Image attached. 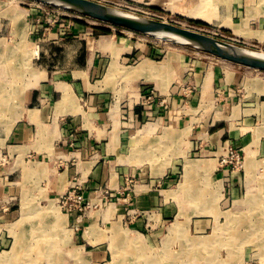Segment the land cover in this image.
<instances>
[{
	"label": "crops",
	"instance_id": "crops-1",
	"mask_svg": "<svg viewBox=\"0 0 264 264\" xmlns=\"http://www.w3.org/2000/svg\"><path fill=\"white\" fill-rule=\"evenodd\" d=\"M12 19L14 27L8 19L0 25V49L19 43L32 55L13 51V57L0 59L1 105L14 121L10 138L21 154L44 160L30 171L46 180L50 194L78 185L94 204L84 217L67 214L72 241L62 247V263L120 264L127 240H99L98 228L117 223L114 212L121 210L123 195L132 209L156 210L152 215L159 225L169 216L192 222V207L208 206L214 194L219 214H226L249 199L250 186H264V78L230 62H207L199 52L153 60L149 48L132 49L127 40L97 34L84 22L46 28L31 19ZM256 39L262 42L264 35ZM145 88L155 92L151 110L141 105ZM229 142L245 157L243 172L218 167L215 151ZM54 159L60 172L47 178ZM131 178L139 182L127 194ZM209 178L218 186L208 187ZM212 220L195 218V229L207 230ZM177 223L171 236L142 237L143 246L134 244L135 256H127L140 261L148 248L163 256L160 262L146 259L149 264H215L209 256L215 248H198L194 235H178ZM82 228L79 238L75 230Z\"/></svg>",
	"mask_w": 264,
	"mask_h": 264
},
{
	"label": "rangeland",
	"instance_id": "rangeland-1",
	"mask_svg": "<svg viewBox=\"0 0 264 264\" xmlns=\"http://www.w3.org/2000/svg\"><path fill=\"white\" fill-rule=\"evenodd\" d=\"M92 1L112 7L115 10L137 13L149 18L175 23L187 29L191 28L204 32L215 37L220 42L232 44L243 50L264 52V41L260 42L256 39L258 33L264 35V0H219L218 3L215 0V2H211V6L201 9L206 17H211L210 19L212 20L210 22L209 18H207L208 20H197L188 17L189 10L193 6L200 4L201 0ZM17 7L27 12L25 17ZM250 14L252 16L249 18L247 25L242 30H239L238 26L242 25L243 20L248 18L247 16ZM18 16L22 20L27 18L37 23L40 21L39 25L46 28L57 24L66 23L68 25L69 22L72 23L73 21L84 22L96 28L97 34H112L120 39L127 40L132 49L136 47L149 48L151 53H153V60L160 61L168 53H174V55L182 53L184 57H191L195 55L194 52H199L205 55L207 62L208 60L225 64L228 62H224L210 54H205L192 47L189 48L173 40L161 39L156 35L134 33L120 27L116 28L47 3L43 4L34 0H0V25L8 19L13 26L12 18L19 19L17 18ZM54 21H57V23L51 25ZM103 30L108 32H103ZM250 35L255 38H248ZM6 42H9L8 39ZM4 47L2 44L0 49V59L2 60L13 57L11 55L13 51L19 56L28 54L31 57L32 55L26 48L20 47L19 43L18 45L10 44L9 47ZM32 60L30 64H32ZM242 68L244 70L248 69L255 75L264 78V71ZM185 87L186 92L190 90L188 86ZM3 93L0 90V264H4L2 262H6V264H63L62 247L65 243L72 241L71 227L69 226L67 214L84 217L94 204L91 203L89 197L85 196L84 191L79 187L85 197L86 209L83 211L70 210L64 205V199L60 194L58 195L56 192L50 194L44 189V182L46 180L41 179L38 181L33 174L29 173L33 163L37 164L39 161L44 162V160L37 159L33 154L25 156L15 149L16 143L10 138L14 121H8L11 112L6 111L4 105H1V95ZM221 149L215 151L219 168H221V158L219 156ZM242 157L244 165L240 170H233L231 167L224 168H228L232 172H243L245 167V157L243 154ZM58 163L56 159L50 161V167L46 170L47 178L58 175L60 172L59 168L61 167L58 166ZM183 179L184 177L181 175L180 182H183ZM137 182L139 181L135 178L127 180L125 186L127 194L133 193ZM194 182L197 181L194 180ZM214 186H218V184L215 181L210 182L209 178L208 187ZM68 190L65 191L68 192ZM103 191L105 192L104 196L110 198V193L107 190ZM214 191L212 190V193ZM247 196L249 199L246 201L243 200L239 204L231 205L228 213L219 214L216 206L218 198L216 199V194H214L213 200L210 199L208 201V206L196 205L192 207L193 215L191 217L193 216V224L192 222H187L188 217L186 221H182L179 217L176 219V216H169L167 218L164 217L159 225H155L156 214L155 216L152 214L153 212H157L156 210L132 209L128 199H124L127 196L123 195L122 197L121 195V202L123 203L120 204L121 210L114 212L119 216L118 221L115 223L113 220V225L106 223L101 228H98V232L101 233L99 240L118 239V237L120 239L125 238L127 240L126 245L129 247L125 248V251L120 252V264H149L151 261L156 262L162 259L163 256H159L158 252L155 253L160 250H154L153 252L151 250L147 251L148 249L144 248L146 257H143L144 260L142 258L139 261L136 258L127 256L136 252L132 249L135 246L133 243L137 244V246H142L143 244L140 243V238L142 237L171 236V233H173L172 228L178 222L177 224L181 228L178 235H194V241L200 244V246L198 244V248L206 250L207 248H215L214 255H209L211 259H215V264H245L244 262L247 259L264 261V186H250ZM195 199L197 200L195 202L198 204L206 203V201L202 202V199ZM196 210L198 213H196ZM230 216L231 218H228ZM198 217L213 219L207 230L197 231L195 229L194 221ZM84 231L83 228L75 230L79 238L82 237ZM53 242L54 246L52 245ZM48 244H51L49 245L50 247H47ZM56 246H59L60 250H56L53 254ZM206 255L204 256L207 257ZM26 257L28 259H25ZM205 257H203L204 260ZM146 259H150L151 261L144 262ZM171 259L174 260L175 257ZM200 259L202 258L200 257Z\"/></svg>",
	"mask_w": 264,
	"mask_h": 264
},
{
	"label": "water",
	"instance_id": "water-1",
	"mask_svg": "<svg viewBox=\"0 0 264 264\" xmlns=\"http://www.w3.org/2000/svg\"><path fill=\"white\" fill-rule=\"evenodd\" d=\"M47 3L60 9L89 17L113 27H120L131 32L157 35L164 34L184 46L192 47L205 54H210L222 61L230 62L242 67H249L264 71V53L242 51L223 43L204 32L187 29L175 23H169L156 18H149L123 10L96 3L92 0H34ZM231 45V44H230ZM236 47V46H235ZM238 48V47H237Z\"/></svg>",
	"mask_w": 264,
	"mask_h": 264
},
{
	"label": "built area",
	"instance_id": "built-area-1",
	"mask_svg": "<svg viewBox=\"0 0 264 264\" xmlns=\"http://www.w3.org/2000/svg\"><path fill=\"white\" fill-rule=\"evenodd\" d=\"M55 23H57V21H54L51 25ZM38 24H40V21H38ZM70 25L71 24H69V26ZM155 102L156 96L154 90L145 88L142 93L141 105L151 110ZM219 152L221 168L231 167L233 170H240L243 167L242 151L234 147L230 142L226 143ZM61 197L64 199V205L70 210L83 211L86 209L85 197L81 193V189L78 185L71 187L68 192L61 194Z\"/></svg>",
	"mask_w": 264,
	"mask_h": 264
},
{
	"label": "bare ground",
	"instance_id": "bare-ground-1",
	"mask_svg": "<svg viewBox=\"0 0 264 264\" xmlns=\"http://www.w3.org/2000/svg\"><path fill=\"white\" fill-rule=\"evenodd\" d=\"M215 2V0H201V3L200 4H198V5H196V6H193L190 10H189V12H188V17L190 18H194V19H197V20H203V19H207V18H209V22H210V20H212V19H210L211 17H206L205 16V14H203V11L201 10V9H204V8H206L207 6H211L212 4H211V2ZM195 2V1H194ZM219 2V0H216V3H218ZM195 5V4H194ZM176 6V5H175ZM111 8V7H110ZM173 8V7H172ZM255 8V7H254ZM114 9V8H113ZM187 11V10H186ZM16 12H17V10H16ZM208 12V11H207ZM19 13V12H18ZM21 14V13H20ZM211 14V13H210ZM215 14V13H214ZM18 15V14H17ZM14 16V15H13ZM15 17V16H14ZM17 18H19V16L17 17ZM208 20V19H207ZM249 21V20H248ZM20 23V22H19ZM16 24H17V22H16ZM21 24V23H20ZM22 25V24H21ZM16 27L18 28V26L16 25ZM19 27H20V25H19ZM20 30V29H19ZM24 30V29H23ZM250 32V31H249ZM245 33V32H244ZM261 34V33H260ZM157 37H159V38H161V39H167V40H171V38L170 37H168V36H166V35H164V34H157L156 35ZM25 40V39H24ZM229 46H231V47H233L234 49H239V50H242V51H245V50H247V49H245V50H243V49H240V48H237V47H235L234 45H230L229 44ZM39 48V47H38ZM247 51H249V50H247ZM262 54L264 53V52H261ZM225 62V61H224ZM12 69H13V67H11ZM10 69V68H9ZM14 70V69H13ZM2 88V87H1ZM3 89V88H2ZM8 93V92H7ZM6 95V94H5ZM7 97V96H6ZM1 98H3L2 96H1ZM8 100V99H7ZM4 105V104H3ZM16 117V116H15ZM5 127V126H4ZM137 144V143H136ZM39 168V167H38ZM42 168H44V167H42ZM44 170H46V169H44ZM43 170V171H44ZM36 171V170H35ZM34 171V172H35ZM37 172V171H36ZM29 173H31V171L29 172ZM46 173V172H45ZM32 174V173H31ZM34 174H36V173H34ZM191 182V181H190ZM192 194V193H191ZM195 196V195H194ZM200 196V195H199ZM199 196H197V197H199ZM256 196V195H255ZM254 197V196H253ZM249 198V197H248ZM253 199V198H252ZM196 200V199H195ZM251 200V199H250ZM249 200V201H250ZM253 200H255V199H253ZM248 201V202H249ZM253 206V205H252ZM255 209V208H254ZM254 209H252V210H254ZM51 214V213H50ZM246 215H248V214H246ZM229 216V215H228ZM242 216H243V213H242ZM234 217V216H233ZM241 217V216H240ZM247 217V216H246ZM228 218H231V216L230 217H228ZM228 220V219H227ZM232 220V219H231ZM242 220H243V218H242ZM234 223V222H233ZM236 223V222H235ZM242 223V222H241ZM227 224V223H226ZM239 224V223H238ZM244 224V223H243ZM181 226V225H180ZM233 226H235L234 224H233ZM251 226V225H250ZM182 227V226H181ZM175 228L176 227H174V229L172 228V231H173V233L176 231L175 230ZM220 228V227H219ZM253 230V229H252ZM58 231V230H57ZM215 231H217V230H215ZM214 231V232H215ZM229 231V230H228ZM234 231V230H233ZM88 232V231H87ZM57 233V232H56ZM217 233V232H216ZM234 236V235H233ZM69 237V236H68ZM141 239V238H140ZM133 244H135V243H133ZM52 245H53V243H52ZM124 245V244H123ZM136 245V244H135ZM111 246V245H110ZM139 246H141V245H139ZM138 246V247H139ZM143 246V245H142ZM19 247V246H18ZM22 247V246H21ZM125 248V247H124ZM134 248V247H133ZM21 249V248H20ZM19 249V250H20ZM116 249V248H115ZM115 249H114V251H115ZM148 249V248H147ZM147 249H145V250H147ZM52 251V250H51ZM119 251V250H118ZM135 251V250H134ZM149 251V250H148ZM28 252V251H27ZM26 252V253H27ZM142 253V252H141ZM117 254V253H116ZM134 255V254H133ZM143 255H144V253H143ZM13 256V255H12ZM15 256H16V254H15ZM25 256V255H24ZM118 256V255H117ZM135 256V255H134ZM137 256V255H136ZM150 256V255H149ZM14 257V256H13ZM48 257V256H47ZM131 257V256H130ZM140 257H142V256H139V258ZM145 257H146V255H145ZM21 258V257H20ZM49 258H50V256H49ZM143 258V257H142ZM141 258V259H142ZM25 259H28L27 257L25 258ZM79 259V258H78ZM137 259V258H136ZM66 260V259H65ZM143 260H144V258H143ZM32 261V260H31ZM30 261V262H31ZM36 261H39V260H36ZM23 262H26V261H23ZM77 262H78V260H77ZM134 262V261H133ZM36 263H38V262H36ZM80 263V262H79ZM82 263V262H81ZM148 263V262H147ZM150 263V262H149ZM9 264H11V263H9ZM64 264V263H63ZM69 264V263H68Z\"/></svg>",
	"mask_w": 264,
	"mask_h": 264
},
{
	"label": "trees",
	"instance_id": "trees-1",
	"mask_svg": "<svg viewBox=\"0 0 264 264\" xmlns=\"http://www.w3.org/2000/svg\"><path fill=\"white\" fill-rule=\"evenodd\" d=\"M103 32H106V33H107L108 31H106V30H103Z\"/></svg>",
	"mask_w": 264,
	"mask_h": 264
}]
</instances>
